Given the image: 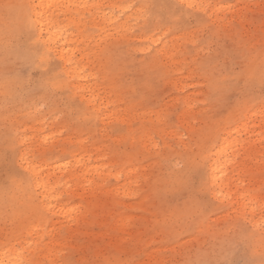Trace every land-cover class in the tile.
I'll use <instances>...</instances> for the list:
<instances>
[{
  "label": "rangeland",
  "instance_id": "374dc122",
  "mask_svg": "<svg viewBox=\"0 0 264 264\" xmlns=\"http://www.w3.org/2000/svg\"><path fill=\"white\" fill-rule=\"evenodd\" d=\"M262 84L264 0H0V256L261 264Z\"/></svg>",
  "mask_w": 264,
  "mask_h": 264
},
{
  "label": "bare ground",
  "instance_id": "6f19581e",
  "mask_svg": "<svg viewBox=\"0 0 264 264\" xmlns=\"http://www.w3.org/2000/svg\"><path fill=\"white\" fill-rule=\"evenodd\" d=\"M181 1H190V0H181ZM35 20L36 23L39 27V33L45 32L48 36V41L52 38V35H54L55 30H53V19L50 18V20L42 19L37 12H35ZM57 51L60 52V55L62 57H65L66 50L64 48L57 49ZM224 151V147L220 149L218 152L222 153ZM27 162V161H26ZM27 168L34 173V175L38 176L40 174V170H38L35 165H31L29 162H27ZM103 166H97V167H92L90 170H102ZM226 177V170L225 168L222 167V163L214 162L211 164V180L213 184H219L220 188L224 185V180ZM43 187V194H49L50 187L48 184H46L45 181H41L39 183ZM221 192V191H220ZM253 210L254 208L251 207ZM59 210H63L62 207L59 208ZM0 264H21L20 260L18 258L12 259L10 257L5 258L4 256H0Z\"/></svg>",
  "mask_w": 264,
  "mask_h": 264
},
{
  "label": "snow or ice",
  "instance_id": "6c2138e0",
  "mask_svg": "<svg viewBox=\"0 0 264 264\" xmlns=\"http://www.w3.org/2000/svg\"><path fill=\"white\" fill-rule=\"evenodd\" d=\"M189 7H191V5H189ZM177 8H179V6H177ZM178 19L179 18L177 17V23H178ZM172 26H176V24H173ZM262 87H264V84H262ZM197 210L198 209L193 208V209H190L189 211H197ZM233 264H235V262H233ZM244 264H255V262L254 261H246V262H244ZM261 264H264V261H262Z\"/></svg>",
  "mask_w": 264,
  "mask_h": 264
}]
</instances>
